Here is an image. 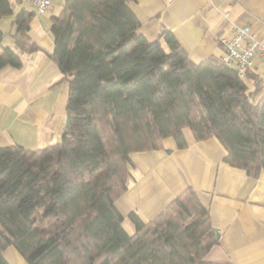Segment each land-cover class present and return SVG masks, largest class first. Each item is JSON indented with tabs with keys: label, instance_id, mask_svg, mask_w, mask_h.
I'll return each mask as SVG.
<instances>
[{
	"label": "trees",
	"instance_id": "obj_1",
	"mask_svg": "<svg viewBox=\"0 0 264 264\" xmlns=\"http://www.w3.org/2000/svg\"><path fill=\"white\" fill-rule=\"evenodd\" d=\"M10 14L0 0V17ZM34 14H15L13 47L0 30V68L22 65L17 50H38ZM140 27L128 0H65L51 16L67 120L48 146L0 145V264H11V245L29 264H200L218 236L193 187L152 219L131 210L135 230L124 226L115 202L130 153L167 137L185 147L189 127L198 140L218 138L231 165L254 177L264 169L263 79L241 77L218 54L194 62L171 29L151 40Z\"/></svg>",
	"mask_w": 264,
	"mask_h": 264
},
{
	"label": "crops",
	"instance_id": "obj_2",
	"mask_svg": "<svg viewBox=\"0 0 264 264\" xmlns=\"http://www.w3.org/2000/svg\"><path fill=\"white\" fill-rule=\"evenodd\" d=\"M10 1L14 14L0 17V30L4 33L3 44L13 47L15 14L22 8H35L27 0ZM64 2L52 0L44 13L35 10L28 32L38 50H17L22 65L0 68L2 146L21 144L37 149L61 139L66 123L68 82L51 57L54 49L51 16L60 11ZM128 3L141 20L140 32L153 40L163 28L171 29L197 63L211 54L222 55L220 38L231 37L236 25L250 24L259 37H264V0H128ZM251 72L258 74L264 83V61L258 58ZM184 136L185 147H178L172 137H167L158 148L130 153L128 188L115 202L125 216L124 226L134 232V223L128 216L131 210L152 219L191 186L219 230L217 243L200 264H264V169L254 177L245 168L231 165L225 159V146L216 137L198 140L189 127L184 128ZM12 246L5 249L4 255L11 264H19L5 253L15 247Z\"/></svg>",
	"mask_w": 264,
	"mask_h": 264
},
{
	"label": "built area",
	"instance_id": "obj_3",
	"mask_svg": "<svg viewBox=\"0 0 264 264\" xmlns=\"http://www.w3.org/2000/svg\"><path fill=\"white\" fill-rule=\"evenodd\" d=\"M38 13H44L52 0H28ZM224 48L221 55L225 64L236 69L237 73L246 78L259 58L264 61V37H259L250 24L236 25L231 37H221Z\"/></svg>",
	"mask_w": 264,
	"mask_h": 264
},
{
	"label": "rangeland",
	"instance_id": "obj_4",
	"mask_svg": "<svg viewBox=\"0 0 264 264\" xmlns=\"http://www.w3.org/2000/svg\"><path fill=\"white\" fill-rule=\"evenodd\" d=\"M247 81L251 83V80L249 78H247ZM5 253L8 256H12V258L19 264H28V262H26L25 259L13 248H9Z\"/></svg>",
	"mask_w": 264,
	"mask_h": 264
},
{
	"label": "water",
	"instance_id": "obj_5",
	"mask_svg": "<svg viewBox=\"0 0 264 264\" xmlns=\"http://www.w3.org/2000/svg\"><path fill=\"white\" fill-rule=\"evenodd\" d=\"M66 120H67V118H66ZM216 231H217V236H219V230L216 229Z\"/></svg>",
	"mask_w": 264,
	"mask_h": 264
}]
</instances>
